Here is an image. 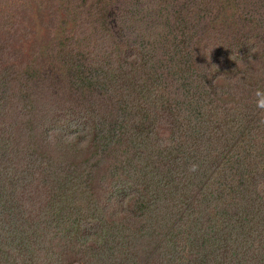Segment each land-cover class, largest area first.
I'll use <instances>...</instances> for the list:
<instances>
[{
	"label": "trees",
	"instance_id": "1",
	"mask_svg": "<svg viewBox=\"0 0 264 264\" xmlns=\"http://www.w3.org/2000/svg\"><path fill=\"white\" fill-rule=\"evenodd\" d=\"M46 1L0 0V264H264V0ZM34 10L78 96L37 129Z\"/></svg>",
	"mask_w": 264,
	"mask_h": 264
},
{
	"label": "rangeland",
	"instance_id": "2",
	"mask_svg": "<svg viewBox=\"0 0 264 264\" xmlns=\"http://www.w3.org/2000/svg\"><path fill=\"white\" fill-rule=\"evenodd\" d=\"M56 1L60 2V0H47L45 3L44 11H46L49 15L50 11L53 10ZM37 11L34 10L31 16L20 18V21L26 22L28 31L32 37L28 36L26 40L30 41L32 38L33 42L29 45H22L20 43L19 50L17 53L18 59L16 62L21 63V69L25 73H32L36 70L37 74L31 79L32 87H33V101L35 102L37 108L40 110L39 118L36 119L35 128L37 129V124H43V119L45 118L44 113H49L57 116L58 114L63 115L65 112L70 113L75 106L72 107V102L78 101V96L75 95L74 89H67V96L62 99V96L59 92L54 89L53 86L58 87H68L70 82V78L66 76L64 69L60 70V63L53 58H47L44 53V48L47 46V36L49 32L57 27L63 17L58 16L57 21L55 23L50 22V17H37ZM45 21V25L43 26V22ZM25 36V35H24ZM23 35L21 38L24 37ZM22 46V47H21ZM14 62V60L12 61ZM60 76L57 79H54L50 82L49 77L56 78V74L59 73ZM263 72L264 68L262 67ZM66 113V114H67ZM28 122V120H27ZM86 124V121H85ZM84 128L83 122H78L75 126L76 130H81ZM73 132V131H71ZM258 132H264V129L259 130ZM88 132L84 131V134ZM81 135V134H80ZM83 136H76L75 141L80 142L83 141L85 145H89L94 148V145L91 141H87ZM246 153L249 157H256L257 164L250 165L245 169L246 177H251L258 182L257 186L262 188L261 185H264V138L251 139L249 143L240 150V153Z\"/></svg>",
	"mask_w": 264,
	"mask_h": 264
}]
</instances>
